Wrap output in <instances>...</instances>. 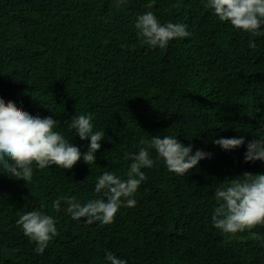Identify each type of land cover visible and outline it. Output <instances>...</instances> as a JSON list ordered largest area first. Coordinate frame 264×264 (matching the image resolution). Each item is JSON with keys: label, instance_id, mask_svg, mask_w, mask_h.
I'll use <instances>...</instances> for the list:
<instances>
[{"label": "trees", "instance_id": "1", "mask_svg": "<svg viewBox=\"0 0 264 264\" xmlns=\"http://www.w3.org/2000/svg\"><path fill=\"white\" fill-rule=\"evenodd\" d=\"M146 11L161 23L187 25L189 37L166 49L141 44L135 21ZM252 37L220 22L202 0H0V97L33 116H51L56 131L88 150L68 122L91 114L104 139L90 166L35 169L32 181L9 178L0 167V264H264V226L257 236L229 238L211 222L215 190L244 172L264 174V162H244L246 146L223 150L222 137L264 138V26ZM256 47L250 48L249 41ZM171 135L212 153L185 176L163 162L144 168L134 208L114 223L89 225L59 213L52 202L98 198L105 171L126 178L129 153L142 139ZM155 159V150L150 149ZM42 210L58 235L43 254L17 226Z\"/></svg>", "mask_w": 264, "mask_h": 264}, {"label": "clouds", "instance_id": "2", "mask_svg": "<svg viewBox=\"0 0 264 264\" xmlns=\"http://www.w3.org/2000/svg\"><path fill=\"white\" fill-rule=\"evenodd\" d=\"M125 0H114L120 7ZM220 22L230 23L238 30L252 37L262 35L264 26V0H202ZM134 27L143 45L152 49H166L176 39L189 37L187 25L167 21L161 23L154 12L146 11L139 15ZM249 47L255 48L250 40ZM93 117L80 114L73 116L68 128L74 130L80 140H90L88 150L80 148L60 132L56 131L58 121L51 116H33L15 102L0 97V167L9 178L32 181L34 168L43 170L47 167L71 170L81 159L89 166L96 161V153L104 139L103 131H94ZM223 150H234L246 146L244 162H264V138L246 141L244 136L215 140ZM137 153H129L130 165L126 178L114 172L105 171L98 176L95 193L98 198L85 204L77 202L76 197H60L52 202V209L59 213L63 201L64 211L73 220L81 218L89 225L98 222L101 226L114 223L121 207L134 208L137 204L135 194L147 179L144 168H152L163 162L166 169L178 176H185L196 168L201 160L211 159L212 153L203 149L193 152V145L183 144L177 137L156 135L140 141ZM150 149L155 150V159L150 156ZM217 206L213 210L211 222L215 229L229 238L238 233L248 232L252 239L257 234L252 231L257 226H264V174L244 172L241 176L229 180L223 187L215 190ZM17 226L30 241L35 242L36 254H43L54 237L59 233L54 216L42 210H32L19 216ZM105 259L110 264H127L112 252H107Z\"/></svg>", "mask_w": 264, "mask_h": 264}]
</instances>
